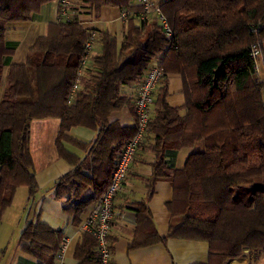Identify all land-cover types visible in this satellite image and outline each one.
<instances>
[{
  "label": "trees",
  "instance_id": "trees-1",
  "mask_svg": "<svg viewBox=\"0 0 264 264\" xmlns=\"http://www.w3.org/2000/svg\"><path fill=\"white\" fill-rule=\"evenodd\" d=\"M55 1L62 2L0 0V225L20 188L28 189L29 211H34L39 186L30 152L31 123L57 118L59 154L74 169L49 192L64 201L72 223L81 226L82 217L108 190L125 146L138 133L135 101L122 88L138 85L152 61L162 57L167 75L183 78L186 104L171 108L167 84L162 86L139 149L147 143L155 155L150 191L158 180L171 182V226L162 238L140 225L141 237L130 248L172 238L207 243L209 264H230L247 252L258 260L264 254V77L255 73L251 48L264 44V0H159L173 37L167 38L158 18L149 23L131 19L122 40L84 29L80 13L90 10L96 17L105 7L139 11L133 5L138 0H74L68 7L73 18L49 25L27 61L9 67L3 89L5 59L12 53L6 25L28 22ZM93 33L101 52L93 58L94 67L85 68L80 89L70 101ZM125 108L132 111L133 126L111 120ZM76 127L95 131L96 139L83 143L72 138L69 132ZM64 142L85 156L70 153ZM184 149L191 153L177 169L168 159L174 161ZM94 184L99 186L94 198L69 205ZM138 207L140 221L149 209L143 202ZM81 233L75 252L78 264H98L96 240ZM19 244L39 264H55L65 241L61 231L37 216Z\"/></svg>",
  "mask_w": 264,
  "mask_h": 264
},
{
  "label": "crops",
  "instance_id": "crops-1",
  "mask_svg": "<svg viewBox=\"0 0 264 264\" xmlns=\"http://www.w3.org/2000/svg\"><path fill=\"white\" fill-rule=\"evenodd\" d=\"M137 4L138 1L133 5ZM60 5L61 2L59 1L49 3L44 5L41 11L36 13L30 21L8 23L6 25L7 47L12 50V53L5 59L7 67L4 71L3 89L9 67L18 64L16 63L17 56L22 51L24 44L29 38H33L28 48L29 52L23 57L24 62L21 64L27 61L35 41L47 34L49 25L57 23ZM121 13L120 9L105 7L95 17V15H90V10H84L80 13L79 20L82 27L88 31L109 32L122 40L128 24L122 21ZM100 52L101 46L97 43L85 67L86 69L94 67L93 58L99 55ZM156 60L161 62L162 57L154 61ZM166 84L168 90L167 104L174 109L184 107L186 97L183 78L178 74H168ZM159 90L156 93L155 103L152 107V117L155 116ZM122 92L134 99L136 104L137 84L133 87L122 88ZM111 120L118 121L123 126H133L135 123L132 111L127 108L114 113ZM60 128L61 120L57 118L34 120L31 123L30 152L39 186L36 206L33 212L29 211V192L27 188H24L26 192L23 195L21 194L23 188L17 191L13 205L6 211L0 225V264H39L36 259L23 252L19 244L20 237L29 221L37 216L49 228L63 233L67 247L64 263L78 264L75 252L82 234L80 226L74 225L72 218L66 214L64 201L57 199L53 193L49 192V189L59 178L74 169L59 154ZM69 135L83 143H91L97 136L95 131L84 127L72 128ZM63 146L72 154L81 158L85 156V152L74 144L64 142ZM190 153V149L179 151L175 160L168 159V162L177 169L182 168ZM154 163L155 155L147 150V143H145L138 150L124 184V189L114 202L115 215L110 235L113 251L111 264H209L210 250L209 245L205 242L170 238L165 243L139 249L130 248L132 242L137 237H141L137 233L140 225L145 227L147 231L150 229L151 231H157L162 238H166L169 234L172 215L168 206L173 200V187L169 180L162 179L156 181L153 191H150L149 182L153 174ZM98 188L99 186L94 184L80 200H74L69 205L76 206L81 202H88L94 198L99 190ZM141 202L146 203L149 213L145 214L143 212L139 221L137 209L139 208L138 204ZM94 207H91L88 213L82 217L83 221ZM234 261L230 264H253L254 262L249 252L243 258ZM255 264H264V261L261 260Z\"/></svg>",
  "mask_w": 264,
  "mask_h": 264
},
{
  "label": "built area",
  "instance_id": "built-area-1",
  "mask_svg": "<svg viewBox=\"0 0 264 264\" xmlns=\"http://www.w3.org/2000/svg\"><path fill=\"white\" fill-rule=\"evenodd\" d=\"M72 2H74V0H62L61 9L58 14V23L69 21L73 18L74 13L68 11V7ZM159 2V0H138L137 7L140 8V10L134 12L122 11L121 19L125 24H128L131 19H135L138 23H149L154 18H158L167 38L170 39L173 37V32L166 18L163 16L159 7ZM76 15L78 14H75V16ZM97 42L98 36L96 33H93L85 45L86 55L82 61V69L79 72V78L72 87L70 101L74 99L80 89V78L84 75L85 67ZM261 47V45L255 44L251 48L252 57L256 61L255 73L258 76L261 75V68L257 64L258 60H261L264 66V50ZM167 76L160 62L156 60L150 64L145 74L139 80L136 98L138 133L128 142L117 160L108 190L103 194L98 204L92 209L80 226L81 232L91 235L97 242L98 264H111L113 251L110 235L115 215L114 202L116 197L124 189V184L128 178L130 168L136 158L140 145L145 139L149 124L152 120V107L155 103L156 93L166 84ZM66 250L67 247L65 243L56 257V264H65L64 255Z\"/></svg>",
  "mask_w": 264,
  "mask_h": 264
},
{
  "label": "rangeland",
  "instance_id": "rangeland-1",
  "mask_svg": "<svg viewBox=\"0 0 264 264\" xmlns=\"http://www.w3.org/2000/svg\"><path fill=\"white\" fill-rule=\"evenodd\" d=\"M32 39L33 38H29L27 40V42L24 44V46L22 48V51L17 56V60H16L17 62L16 63L21 64V63L24 62L23 57L29 52L28 48H29V45L31 44ZM261 48L264 50V44L262 45ZM257 64L261 68V75L260 76L264 77V74H263V62L261 60H258ZM183 154H185V153H183ZM24 192H26V190L23 188L22 191H21V194L23 195ZM22 195H20V196H22ZM21 200L23 201V199H21ZM261 260L264 261V254L258 260L255 257H253V261L255 263L258 262V261H261ZM254 262H253V264H255Z\"/></svg>",
  "mask_w": 264,
  "mask_h": 264
}]
</instances>
